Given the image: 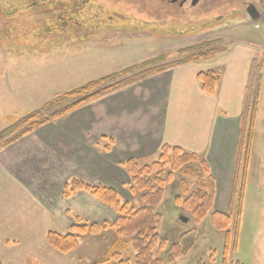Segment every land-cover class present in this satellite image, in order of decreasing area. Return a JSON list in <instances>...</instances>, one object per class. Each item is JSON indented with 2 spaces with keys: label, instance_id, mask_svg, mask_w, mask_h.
Wrapping results in <instances>:
<instances>
[{
  "label": "rangeland",
  "instance_id": "rangeland-1",
  "mask_svg": "<svg viewBox=\"0 0 264 264\" xmlns=\"http://www.w3.org/2000/svg\"><path fill=\"white\" fill-rule=\"evenodd\" d=\"M33 1L0 0V133L8 128V119L24 117L60 95L130 67L149 69L156 65H174L205 50L219 51L221 54L218 56H222L234 45L247 50L264 40V33H258L251 22L227 28H223L222 24L192 27L174 20L175 12L157 8L154 0H93L104 8L106 14L102 25L105 30L91 36L87 42L66 39L61 41L46 37L42 43L33 46L25 43L18 45L14 42L17 41L18 34L10 30L16 27V30L18 28L22 32L27 31L28 26L41 25L44 17L42 13L34 15L29 11L15 17L10 15V11L28 6ZM18 25L21 27H17ZM257 56L259 63H263L264 74V57ZM117 92L119 91L109 95ZM260 96L261 110L258 111L260 117L258 116L251 154L239 248L237 253L231 255L232 261H240L243 264H264V79ZM100 99L95 101L94 106L99 104ZM80 109L72 115V121L68 124V117H65L34 132L39 133L43 142L46 138L52 140L41 153L42 158L35 154V151L20 154L23 162L30 165L31 171L37 177H40V167L44 168L45 164L54 161L55 153L52 148L61 151L59 163L62 159L65 163L68 162L69 158L66 156L70 154L83 152L82 142L85 141L82 136L88 127L92 132L99 119L96 110L87 115L88 110ZM60 123L64 125L61 126ZM34 133L0 150L1 168L7 166L9 148L14 149L15 144L27 140L29 141L25 144L31 146L34 140L39 142L34 138L28 139ZM90 139L91 148H94L90 150L91 153L94 150H102L99 139ZM201 157L205 161L208 159L205 155ZM157 158L158 155L138 163L148 165ZM216 167L218 166L211 169L217 188L215 210L226 213L230 204L233 174L226 172V168L217 170ZM41 172V175L46 177L42 180H51L46 174L49 173L47 170L41 169ZM62 172L63 170H59L58 174L61 175ZM127 178L122 182L123 185L114 187L122 202L139 208L142 205L141 194L131 195V181ZM179 179L180 177L176 176V181L166 188L163 203L158 208L161 222L157 231L167 241L168 247L178 243L183 235L191 234L189 238L192 246L187 255L171 264H221L224 234L213 228L210 216L203 222L196 223L189 212L176 206L175 197L182 194ZM61 194L64 198L63 191ZM108 207L110 211L106 212L104 220L97 217L83 219L82 224H113L117 215L112 207ZM39 218V222L30 219L26 226L22 225L23 228L16 225L3 226L0 221V264H93L100 261L118 240L114 230H107L99 235L82 237L80 247L76 251L61 254L45 243L43 233L47 230L46 215L40 214ZM76 218L73 217L72 226L75 225ZM181 218L187 219V222H183ZM24 220L22 217L19 222ZM2 229L9 232V240L17 239L18 242H11L9 247L5 248L6 234ZM46 239L48 241V235ZM212 252L215 256L214 262L210 261ZM153 254L156 259L163 260L164 264H170L165 262L166 251L155 249ZM134 258L132 249L123 252L124 260H132L134 263Z\"/></svg>",
  "mask_w": 264,
  "mask_h": 264
},
{
  "label": "crops",
  "instance_id": "crops-1",
  "mask_svg": "<svg viewBox=\"0 0 264 264\" xmlns=\"http://www.w3.org/2000/svg\"><path fill=\"white\" fill-rule=\"evenodd\" d=\"M238 46H232L217 60L178 66L107 95L95 106L93 102L82 107L88 110L87 115L96 110L99 119L95 129L91 132L88 127L82 136L85 141L82 144L88 149L82 147L83 152L65 155L69 161L65 163L62 159L59 163L61 151L52 148L54 161L38 169L40 177L33 174L20 154L35 151L42 158L41 153L52 143L50 138H46L45 144L39 133H34L28 139L39 142L34 140L31 146L25 144L27 140L15 144L14 149L9 148L7 166L0 167V221L3 226L23 228L30 219L39 222V215H46L47 230L43 234L48 245L46 236L50 232L61 235L70 232L73 217L104 220L106 212L110 211L107 205L84 192L63 198L61 193L66 184L79 179L94 186L115 189L114 186L124 184L126 177L130 178L123 163L131 159L138 163L156 157L165 145L205 155L211 169L218 166L217 170L226 168V172L234 174L239 118L250 70L253 62L258 61L256 47L243 50ZM208 69L221 72V81L213 97L202 91L198 81V74ZM261 102L260 96L259 110ZM77 112L79 110L66 117L67 124ZM90 137L100 140L102 150L91 153ZM111 140L113 146L107 152ZM41 169L49 172L46 174L50 181L42 180L46 177L41 175ZM59 170H63L61 175ZM22 217L25 220L21 224L19 219ZM2 230L6 234L5 248L11 242H18L17 239L9 240V232Z\"/></svg>",
  "mask_w": 264,
  "mask_h": 264
},
{
  "label": "trees",
  "instance_id": "trees-1",
  "mask_svg": "<svg viewBox=\"0 0 264 264\" xmlns=\"http://www.w3.org/2000/svg\"><path fill=\"white\" fill-rule=\"evenodd\" d=\"M28 11L34 15L35 13L43 14L44 22L36 27L28 26L27 31L23 32L18 28L16 30V27L11 29L10 32L16 31L18 34L17 41H14L18 45L25 43L33 46L42 43L46 37L61 41L66 39L87 42L91 36L105 30L102 20L105 19L106 13L104 8L93 0H34L23 8H14L10 11V15L17 17L29 13ZM112 27L115 28L114 25ZM5 35L8 37L7 33ZM217 54L220 52L203 53L191 56L178 64L156 65L149 69L130 67L123 72L91 81L78 89L58 96L39 110L24 117L8 119V128L0 133V150L42 127L64 119L76 110L110 93L124 90L133 83L178 66L212 59ZM262 64L256 60L250 70L249 83L239 118L230 204L226 213L215 210L217 188L208 162L197 153H189L179 147L165 145L157 160L151 164L140 165L133 159L122 164L130 177L131 195L141 194L142 205L139 208L132 207L128 202H122L114 188L94 186L79 179H73L67 183L63 190L64 198L69 199L78 192H84L112 207L117 218L113 224L88 226L83 225L81 219L77 217L75 225L71 227L68 234L50 232L48 244L57 252L66 255L80 247L82 237L114 230L118 240L100 261L93 264H164L163 260L154 257L155 249L166 251L165 262L174 263L188 254L192 246L189 238L191 234L183 235L178 243L168 247L167 241L157 231L161 222L158 208L163 203L167 186L173 184L176 176H179L178 183L182 194L175 197L176 206L189 212L196 223H201L210 216L213 228L224 234L221 264H243L240 261H232L231 255L237 253L239 248L244 198L257 128L260 91L264 79ZM198 81L202 91L213 97L221 81V72L216 69L202 71L198 74ZM111 143L106 148L107 152L113 146V140ZM127 249H132L135 253L134 263L132 260L123 259V252ZM213 254L214 252L210 256L211 262L215 261Z\"/></svg>",
  "mask_w": 264,
  "mask_h": 264
},
{
  "label": "flooded vegetation",
  "instance_id": "flooded-vegetation-1",
  "mask_svg": "<svg viewBox=\"0 0 264 264\" xmlns=\"http://www.w3.org/2000/svg\"><path fill=\"white\" fill-rule=\"evenodd\" d=\"M154 1L157 3V8H166L173 13L175 12L173 17L174 20H178L179 23H184L185 25L192 27H205L214 24H222L223 28L240 26L247 22L252 23L251 16H261L264 13V0ZM151 4L153 5V2H151ZM215 52L218 51H200L199 53H196V56L203 53L214 54ZM225 53H223V55ZM217 57H220V55H214L212 59L201 61V63H209Z\"/></svg>",
  "mask_w": 264,
  "mask_h": 264
},
{
  "label": "built area",
  "instance_id": "built-area-1",
  "mask_svg": "<svg viewBox=\"0 0 264 264\" xmlns=\"http://www.w3.org/2000/svg\"><path fill=\"white\" fill-rule=\"evenodd\" d=\"M255 29L259 32L264 33V13L262 14L261 18L255 23ZM258 51L264 54V40L263 42L259 45Z\"/></svg>",
  "mask_w": 264,
  "mask_h": 264
},
{
  "label": "water",
  "instance_id": "water-1",
  "mask_svg": "<svg viewBox=\"0 0 264 264\" xmlns=\"http://www.w3.org/2000/svg\"><path fill=\"white\" fill-rule=\"evenodd\" d=\"M259 18V16H251V19L252 20H257ZM181 220L183 221V222H187V219H185V218H181Z\"/></svg>",
  "mask_w": 264,
  "mask_h": 264
}]
</instances>
